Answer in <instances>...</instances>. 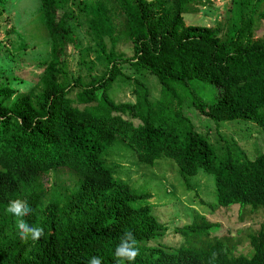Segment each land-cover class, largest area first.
Listing matches in <instances>:
<instances>
[{
  "label": "trees",
  "instance_id": "1",
  "mask_svg": "<svg viewBox=\"0 0 264 264\" xmlns=\"http://www.w3.org/2000/svg\"><path fill=\"white\" fill-rule=\"evenodd\" d=\"M69 1L75 0H38L48 38L38 89L14 97L17 89L0 70V264H90L94 256L118 264L114 251L127 231L139 254L122 264H264V223L241 239L212 235L218 223L193 211L173 228L178 244L161 243L166 227L152 213L149 193L120 180L108 162L126 154L154 167L166 157L189 189L198 173L210 175L214 205L238 204L239 219L264 211V149L247 158L220 135L223 144H215L185 113L216 124L247 120L264 132V31L254 35L264 22V0H231L223 27L183 21L210 0H76L89 60L77 50ZM110 8L121 23L112 21ZM117 39L131 43V57L115 51ZM75 50L85 74L69 70ZM124 65L155 78V99L134 77L132 100H112L113 81L130 79ZM200 84L216 87L211 98L200 94ZM63 167L74 174L70 185L35 182ZM16 199L33 209L23 219L43 229L38 240L20 238L17 218L6 211ZM243 240L248 248L239 252Z\"/></svg>",
  "mask_w": 264,
  "mask_h": 264
},
{
  "label": "rangeland",
  "instance_id": "2",
  "mask_svg": "<svg viewBox=\"0 0 264 264\" xmlns=\"http://www.w3.org/2000/svg\"><path fill=\"white\" fill-rule=\"evenodd\" d=\"M69 2L68 7L73 15L70 23L79 41L77 50L82 57L89 60L92 52L90 50L88 52L86 46L90 45V40L85 34L83 13L78 12L81 4L76 5V0ZM230 3L231 0H210V3L198 6L196 13L183 14V21L185 24L223 27L229 15ZM38 4V0L0 1V70L17 89L13 94L14 97L26 93L31 88L38 89L36 83L41 64L48 57V38ZM110 13L114 23L122 22L121 14L113 8H110ZM263 31L264 22L261 21L260 26L255 30V37H260ZM105 43L107 47L110 44L106 38ZM114 49L122 56H132L129 41L117 39L114 42ZM71 50L69 49V53ZM77 50L72 51V55L68 57L69 70L73 74L78 72L85 74V67L77 64ZM100 69V66H97L93 73H97ZM123 70L125 74L130 75V79L118 77L113 81L108 90L113 101L132 100L131 79L134 77L147 85L151 99L157 97L158 84L153 76L133 74L127 65H124ZM215 89L213 85L200 84V94L205 98H211ZM185 113L195 129L205 132L208 140L215 144L222 145L221 139L225 138L229 145L234 142L237 149L242 150L247 158H252L256 152L264 149V132L250 121L235 118L220 120L216 124L208 118H201L195 112L185 110ZM119 155L123 154L119 152ZM125 156L127 158L124 160L111 157L108 162L116 165L113 167L114 175L120 180L149 193L147 200L151 204L152 213L166 227L164 234L159 238V241L165 245L178 244L179 236L173 228L188 223L193 211L203 213L211 222L218 223L212 235H233L241 239L248 229H256L260 223H264V211L258 215L239 219L238 204L227 207L214 205L215 196L210 175L198 173L190 179V184L193 186L189 189L183 184L176 166L169 158H159L154 167H145L137 164L126 154ZM73 179L74 174L63 167L41 173L36 177L35 182L41 183L44 187L61 188L70 185ZM236 248L239 252H245L248 248L246 240L239 243Z\"/></svg>",
  "mask_w": 264,
  "mask_h": 264
},
{
  "label": "clouds",
  "instance_id": "3",
  "mask_svg": "<svg viewBox=\"0 0 264 264\" xmlns=\"http://www.w3.org/2000/svg\"><path fill=\"white\" fill-rule=\"evenodd\" d=\"M6 211L16 217V227L19 230L22 240H38L43 234V229L39 226H33L27 223L23 218L28 216L33 209L26 201L16 199L9 202ZM137 241L131 231L124 232L120 237V243L116 246L114 256L117 258L118 264L123 261L131 262L135 260L139 254V249L136 247ZM99 257H92L90 264H100Z\"/></svg>",
  "mask_w": 264,
  "mask_h": 264
}]
</instances>
